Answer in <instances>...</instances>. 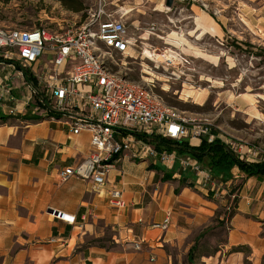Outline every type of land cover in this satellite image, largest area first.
I'll list each match as a JSON object with an SVG mask.
<instances>
[{
    "label": "crops",
    "instance_id": "crops-1",
    "mask_svg": "<svg viewBox=\"0 0 264 264\" xmlns=\"http://www.w3.org/2000/svg\"><path fill=\"white\" fill-rule=\"evenodd\" d=\"M103 2L125 22L128 14L138 22L136 15L167 7L165 0ZM189 15L210 25L209 16L194 8ZM201 26L196 29H210ZM26 94L25 88L19 102L24 110L0 120V264H195L188 259L189 250L200 242V232L219 220L225 221L224 238L211 252L201 254L199 262L263 264V174H247L233 164L227 176H216L188 151L173 149L177 155L173 161L120 155L99 188L90 179L60 180V168L76 164L90 151V132H71L65 114H31ZM216 133L232 151L233 143L244 144L242 157L234 151L241 159L264 161L260 146L228 132ZM181 139L191 145L201 141L192 135ZM181 158L207 169L215 180L202 182L195 165H183ZM110 185L122 189L124 207L108 204ZM221 208L232 210L224 217ZM167 212L171 215L167 228L152 226ZM63 213L74 214L76 223H69ZM105 228L110 230L109 246L87 242V237L102 236ZM238 245L242 248L232 249Z\"/></svg>",
    "mask_w": 264,
    "mask_h": 264
},
{
    "label": "built area",
    "instance_id": "built-area-1",
    "mask_svg": "<svg viewBox=\"0 0 264 264\" xmlns=\"http://www.w3.org/2000/svg\"><path fill=\"white\" fill-rule=\"evenodd\" d=\"M149 28H155L154 22ZM134 44L129 25L121 15L106 10L103 0L86 9L84 16L81 11L63 10L30 27L0 25V120L24 110L19 102L26 88L25 106L31 114L57 111L67 115L71 132H90V151L76 164L60 168V180L71 176L90 179L99 188L125 153L135 158L175 160L174 151L158 150L149 142L147 138L153 134L174 139L192 135L208 141L218 136L207 118L183 114L149 86L113 69L104 58L103 47L125 53ZM243 146L235 142L233 150L240 156ZM180 162L194 164L202 182L215 180L189 159ZM107 202L124 207L122 189L110 185ZM61 216L76 223L74 214ZM170 219L167 212L152 226L167 228Z\"/></svg>",
    "mask_w": 264,
    "mask_h": 264
},
{
    "label": "rangeland",
    "instance_id": "rangeland-1",
    "mask_svg": "<svg viewBox=\"0 0 264 264\" xmlns=\"http://www.w3.org/2000/svg\"><path fill=\"white\" fill-rule=\"evenodd\" d=\"M97 1L84 0V9ZM190 7L209 16L210 25L193 19ZM63 10L72 11L60 0H0V25L30 27ZM136 17L138 22L134 15L125 17L135 39L128 52L102 48L112 68L160 93L183 114L205 117L215 131L264 150V0H174L161 12ZM199 25L210 29L197 30ZM230 210L220 209L224 217ZM224 229V220L203 229L193 263L201 264V254L224 238ZM109 235L105 228L103 238Z\"/></svg>",
    "mask_w": 264,
    "mask_h": 264
},
{
    "label": "trees",
    "instance_id": "trees-1",
    "mask_svg": "<svg viewBox=\"0 0 264 264\" xmlns=\"http://www.w3.org/2000/svg\"><path fill=\"white\" fill-rule=\"evenodd\" d=\"M60 1L65 8L72 11H81L82 16L86 14V9H84L86 7L84 0ZM54 113L60 114L56 111ZM214 132L216 133L217 131L214 130ZM147 139L153 142L158 150L165 149L171 151L175 149L179 153L182 151H188L192 156L206 163L210 167L213 175L216 176L219 174H221L222 176H227V174L229 173V168L233 164H237L247 174L264 175V161H246L244 159H241L234 151L227 147V145L219 136H216L211 141H208L206 137H202L198 145H191L187 142V140L184 139H174L157 134L150 135ZM203 234V231H201L199 237ZM103 236L104 234L102 236L91 237L87 240V242L100 246H109V244H106L105 241L109 240L110 238L105 239L103 238ZM196 245L197 243L195 242L193 247L188 252V257H190V259L193 258L192 255L194 249H196L197 247ZM241 248V245L232 247V249Z\"/></svg>",
    "mask_w": 264,
    "mask_h": 264
},
{
    "label": "water",
    "instance_id": "water-1",
    "mask_svg": "<svg viewBox=\"0 0 264 264\" xmlns=\"http://www.w3.org/2000/svg\"><path fill=\"white\" fill-rule=\"evenodd\" d=\"M172 1H173V0H165V4H166L167 6H170V5L172 4Z\"/></svg>",
    "mask_w": 264,
    "mask_h": 264
},
{
    "label": "bare ground",
    "instance_id": "bare-ground-1",
    "mask_svg": "<svg viewBox=\"0 0 264 264\" xmlns=\"http://www.w3.org/2000/svg\"><path fill=\"white\" fill-rule=\"evenodd\" d=\"M160 55H158V57H159ZM158 57H156V59H160V58H158Z\"/></svg>",
    "mask_w": 264,
    "mask_h": 264
}]
</instances>
